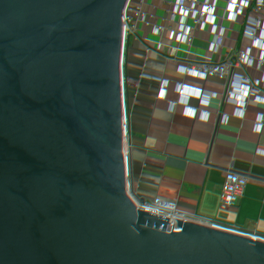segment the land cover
<instances>
[{
    "label": "built area",
    "instance_id": "1",
    "mask_svg": "<svg viewBox=\"0 0 264 264\" xmlns=\"http://www.w3.org/2000/svg\"><path fill=\"white\" fill-rule=\"evenodd\" d=\"M100 1L57 2L83 20ZM220 1L165 0L117 59L120 62L100 94L82 140V264H88L86 173L90 165H99L103 158L117 166L126 164L128 187L138 192L140 204L183 210L182 228L194 232L198 242L202 243L207 231L212 230L231 247L264 252V229L257 224L258 217L264 215V181L225 168L226 162L242 159L248 168L264 167L257 152L247 155L249 150L245 146L246 113L264 111V78L243 74L242 63L230 44L219 43L200 59L199 50L179 33L192 29L200 38L222 36L229 22L255 49L259 60L264 53V12L247 29ZM205 114L207 118L202 119ZM260 152L264 154V150ZM186 153L200 155L210 175L190 178L183 188L176 189L172 186L184 177L189 159ZM165 158L170 164L168 177L172 186H149L154 162ZM101 169L107 171L106 167ZM115 174L118 177L125 173L117 169ZM212 178L220 184L215 186ZM234 187L238 191L233 192ZM213 192L217 197H226L232 207H250L252 220L230 221L207 204L194 201ZM252 192L263 199L252 198ZM135 220L139 228L152 224L169 232L175 227L174 223L143 211L136 213ZM224 244H218L217 255L220 256Z\"/></svg>",
    "mask_w": 264,
    "mask_h": 264
},
{
    "label": "water",
    "instance_id": "2",
    "mask_svg": "<svg viewBox=\"0 0 264 264\" xmlns=\"http://www.w3.org/2000/svg\"><path fill=\"white\" fill-rule=\"evenodd\" d=\"M57 1L0 0V264H82V140L165 0Z\"/></svg>",
    "mask_w": 264,
    "mask_h": 264
},
{
    "label": "crops",
    "instance_id": "3",
    "mask_svg": "<svg viewBox=\"0 0 264 264\" xmlns=\"http://www.w3.org/2000/svg\"><path fill=\"white\" fill-rule=\"evenodd\" d=\"M220 2L229 14L240 19L247 29L252 28L264 12V0H221ZM193 26L197 27L195 24ZM185 31L179 30V33L184 34L183 39L197 52L199 50L200 59H204L207 51L213 50L217 44L228 43L231 45V51L242 63L243 74L264 78V53L260 55L259 60H256L255 49L243 40V35L229 22L222 31V36L205 35L200 38L197 31L192 29ZM240 91L244 94L243 88H240ZM246 116L248 130L245 133V146L249 150L247 155L257 152V159L264 162V154L260 152L264 150V111L258 110L256 113L248 111ZM186 155L189 159L183 170L184 177L179 183L171 185L168 177L170 164L165 158L154 162L149 186H172L179 189L183 188L190 178L210 175L209 169L202 165L200 155L187 153ZM98 164L106 167L107 171L102 170L99 165H90L84 184L88 264H262L263 251L246 252L242 246L231 247L224 244L222 235L212 230L207 231L202 243L198 242L194 232L182 228L183 210L140 204L137 200L138 192L128 187L126 164L117 166L105 158ZM225 168L236 174L264 181V167L248 168L245 159L237 163L226 162ZM117 169L125 174L117 177L115 174ZM212 182L215 186L220 184L216 178H212ZM232 191H238V187H234ZM251 197L263 199L254 192L251 193ZM194 201L207 204L230 221L247 222L253 217L251 208L247 205L232 207L226 197H217L215 192L211 196L196 198ZM138 211L174 223L175 227L169 232L152 224H148L146 228H139L135 220ZM257 224L264 229L263 214L258 217ZM220 243L224 246L219 256L215 251Z\"/></svg>",
    "mask_w": 264,
    "mask_h": 264
},
{
    "label": "clouds",
    "instance_id": "4",
    "mask_svg": "<svg viewBox=\"0 0 264 264\" xmlns=\"http://www.w3.org/2000/svg\"><path fill=\"white\" fill-rule=\"evenodd\" d=\"M180 71L182 72L183 71V68H181L180 69ZM194 111V110H193ZM207 117H206V114L204 115V116H202V119H206ZM259 129L257 128V131H258Z\"/></svg>",
    "mask_w": 264,
    "mask_h": 264
},
{
    "label": "trees",
    "instance_id": "5",
    "mask_svg": "<svg viewBox=\"0 0 264 264\" xmlns=\"http://www.w3.org/2000/svg\"><path fill=\"white\" fill-rule=\"evenodd\" d=\"M88 170V169H87ZM86 175H87V173H86Z\"/></svg>",
    "mask_w": 264,
    "mask_h": 264
}]
</instances>
